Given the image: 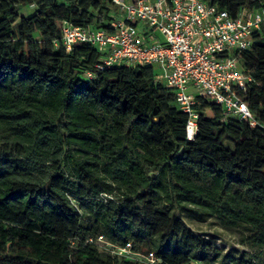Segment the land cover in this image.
Returning a JSON list of instances; mask_svg holds the SVG:
<instances>
[{"label": "trees", "instance_id": "trees-1", "mask_svg": "<svg viewBox=\"0 0 264 264\" xmlns=\"http://www.w3.org/2000/svg\"><path fill=\"white\" fill-rule=\"evenodd\" d=\"M212 1L233 16L264 6ZM114 12L112 0H0V264H264L260 33L237 91L255 125L197 95L189 139V115L154 66L99 68L94 45L63 44V21L111 31ZM183 214L239 229L248 249L195 233Z\"/></svg>", "mask_w": 264, "mask_h": 264}, {"label": "built area", "instance_id": "built-area-1", "mask_svg": "<svg viewBox=\"0 0 264 264\" xmlns=\"http://www.w3.org/2000/svg\"><path fill=\"white\" fill-rule=\"evenodd\" d=\"M116 12L111 31L61 25L66 49L86 41L104 53L99 68L113 65H152L156 79L175 93L178 107L188 113L187 138L196 131L193 110L197 95L219 103L227 114L256 121L238 90H246L250 75L242 66V53L251 48L264 23V6L240 9L233 16L212 0H112ZM90 79L92 75L87 73ZM112 253L153 263L152 252L142 254L99 238Z\"/></svg>", "mask_w": 264, "mask_h": 264}, {"label": "rangeland", "instance_id": "rangeland-1", "mask_svg": "<svg viewBox=\"0 0 264 264\" xmlns=\"http://www.w3.org/2000/svg\"><path fill=\"white\" fill-rule=\"evenodd\" d=\"M33 10L34 6L32 4L25 5L22 6V8L19 10V13L21 15H29L33 12ZM114 14L111 13V16ZM259 33V40L264 42V23L261 25ZM223 143L226 145H231L230 141L226 139L223 140ZM182 218L186 225L195 233L210 237L216 236L220 243L225 244L226 248H235L238 250L248 249L239 242V237L241 234L239 229L222 227L220 224H218L214 217H209L204 221H200L188 214H183Z\"/></svg>", "mask_w": 264, "mask_h": 264}]
</instances>
